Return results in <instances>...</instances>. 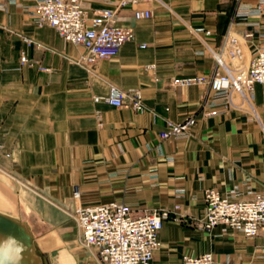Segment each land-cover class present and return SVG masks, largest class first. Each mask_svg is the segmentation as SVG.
I'll return each mask as SVG.
<instances>
[{"label":"crops","instance_id":"crops-1","mask_svg":"<svg viewBox=\"0 0 264 264\" xmlns=\"http://www.w3.org/2000/svg\"><path fill=\"white\" fill-rule=\"evenodd\" d=\"M17 1L0 9V216L19 230L0 231L1 252L15 264H98L70 212L124 201L135 213L181 205L179 221L163 223L153 264H183L186 254L206 252L217 264H264V227L247 238L222 224L211 230L195 224L207 188L226 193L238 186L244 198L264 191V84L254 87L256 114L209 115L208 84L172 82L210 78L217 69L212 50L230 63V33L252 34L244 43L248 59L264 48V3L249 15L238 12L261 0H140L121 7L114 24L132 28L134 39L91 67L81 62L82 46L32 22L20 4L35 0ZM118 2L81 6L92 15ZM136 10L153 15L137 19ZM23 55L31 64H21ZM151 64L155 70L146 68ZM111 85L140 89L145 109L95 101ZM189 117L195 124L188 137L161 139L169 123Z\"/></svg>","mask_w":264,"mask_h":264},{"label":"built area","instance_id":"built-area-1","mask_svg":"<svg viewBox=\"0 0 264 264\" xmlns=\"http://www.w3.org/2000/svg\"><path fill=\"white\" fill-rule=\"evenodd\" d=\"M140 0H119L115 9L105 8L90 15L82 6L81 0H35L34 5L25 6L36 25H49L68 43L82 46L86 53L81 62L91 67L103 58L115 57L127 41L134 39V30L114 24L117 10L133 5ZM17 0L0 2V9L8 11ZM264 0L255 9L249 5L238 15L260 13ZM150 10H136L137 19L152 17ZM252 34L236 35L230 33L226 38V47L230 53V63L220 51L212 50L217 63L214 74L205 76L175 77L174 85L189 86L208 84L210 95L207 105L212 107L209 115H219L229 109L249 110L256 114L253 103L254 87L264 84V48H256L249 59L245 56V39ZM31 43V41H29ZM146 45H142L145 47ZM21 64H31L26 55L21 57ZM147 69L155 70L151 64ZM158 77H156V80ZM95 101H104L115 107L125 104L136 112L145 109L140 89L126 91L111 85L105 96H95ZM195 124V117H189L181 123H169L168 128L160 133L161 139L188 137ZM182 192V191H179ZM250 198H244L238 186L223 193L216 188H207L203 193L204 214L196 225L211 230L217 225H224L242 232L247 238L259 235L264 227V191L250 192ZM78 188L74 198L78 199ZM180 204L173 208H160L135 213L124 201H111L105 204L76 205L70 212L80 232L81 244L94 255L98 264H153L154 254L162 243L159 233L164 221H179ZM183 264H217L211 252L199 255L186 254ZM219 264H250L226 261Z\"/></svg>","mask_w":264,"mask_h":264},{"label":"water","instance_id":"water-1","mask_svg":"<svg viewBox=\"0 0 264 264\" xmlns=\"http://www.w3.org/2000/svg\"><path fill=\"white\" fill-rule=\"evenodd\" d=\"M19 226L16 222L10 220L9 218L0 216V231L4 233H15L18 232ZM0 264H15L14 261L3 254L0 250Z\"/></svg>","mask_w":264,"mask_h":264},{"label":"rangeland","instance_id":"rangeland-1","mask_svg":"<svg viewBox=\"0 0 264 264\" xmlns=\"http://www.w3.org/2000/svg\"><path fill=\"white\" fill-rule=\"evenodd\" d=\"M170 220H172V221H176V220H174V219H170ZM75 222V221H74ZM178 222V221H177ZM75 225H76V223H75ZM81 243V242H80ZM83 246V245H82Z\"/></svg>","mask_w":264,"mask_h":264},{"label":"bare ground","instance_id":"bare-ground-1","mask_svg":"<svg viewBox=\"0 0 264 264\" xmlns=\"http://www.w3.org/2000/svg\"><path fill=\"white\" fill-rule=\"evenodd\" d=\"M2 239V238H1Z\"/></svg>","mask_w":264,"mask_h":264}]
</instances>
